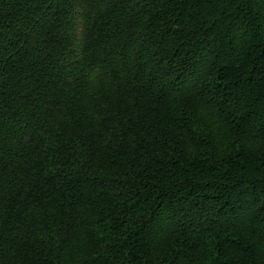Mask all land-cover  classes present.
Instances as JSON below:
<instances>
[{"label": "trees", "instance_id": "16d2710c", "mask_svg": "<svg viewBox=\"0 0 264 264\" xmlns=\"http://www.w3.org/2000/svg\"><path fill=\"white\" fill-rule=\"evenodd\" d=\"M0 264H264V0H0Z\"/></svg>", "mask_w": 264, "mask_h": 264}]
</instances>
